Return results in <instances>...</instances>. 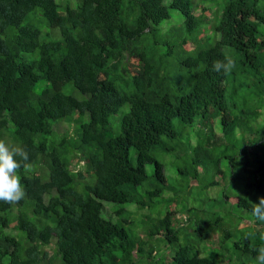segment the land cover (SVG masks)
<instances>
[{
    "label": "trees",
    "instance_id": "trees-1",
    "mask_svg": "<svg viewBox=\"0 0 264 264\" xmlns=\"http://www.w3.org/2000/svg\"><path fill=\"white\" fill-rule=\"evenodd\" d=\"M0 140L31 164L0 264H256L264 0H0Z\"/></svg>",
    "mask_w": 264,
    "mask_h": 264
},
{
    "label": "clouds",
    "instance_id": "clouds-1",
    "mask_svg": "<svg viewBox=\"0 0 264 264\" xmlns=\"http://www.w3.org/2000/svg\"><path fill=\"white\" fill-rule=\"evenodd\" d=\"M234 61L226 58L213 62V71L229 72L234 67ZM19 157V160L16 159ZM29 152L21 146L9 147L3 140H0V201L6 204H17L21 201L26 192L21 184V178L17 170L21 167L31 168ZM258 202H251V215L260 221H264V197H257ZM264 238V237H262ZM258 255L254 258L256 264H264V248L257 250Z\"/></svg>",
    "mask_w": 264,
    "mask_h": 264
},
{
    "label": "rangeland",
    "instance_id": "rangeland-1",
    "mask_svg": "<svg viewBox=\"0 0 264 264\" xmlns=\"http://www.w3.org/2000/svg\"><path fill=\"white\" fill-rule=\"evenodd\" d=\"M171 14H174V13H172V11H171ZM56 32L59 34L58 30H56ZM66 90H67V92L72 93L75 97L81 98V95L79 94V92L77 90H75L73 87L70 86ZM64 123L65 124H62L61 128H67L68 124L73 125L72 123H69L67 121H65ZM174 126L178 130L182 129V126H180V124L178 123L177 120L174 121ZM73 129L74 128H71V131H73ZM183 138H184V135L180 136V139H183ZM219 139L220 138H218L217 143H220ZM165 142H166V144L171 145L172 147H174V146L179 144V143H176V142H178V139H174L172 141L166 139ZM178 149L179 150H183L181 146H179ZM177 152H179V151L177 149H175V153H177ZM154 153L157 156L158 160L163 163V174L165 175V178L167 180H169V181L172 180L174 182H178L179 177H178L177 167L183 165L182 160L181 159H176L175 158V154H172V153H165V152L159 151V150L154 151ZM130 158H131L132 163L135 164L136 155L134 153V150H131ZM145 170H146L148 175H152L154 167H153L152 164H147L145 166ZM218 191H219L218 187H216V186L214 188H210L209 190L205 191L203 193V195H201V198H205L207 195L210 196V197H214L217 194ZM104 206L105 207L106 206L115 207L114 204H111V203H108V202H104ZM171 209H172V211L175 209V203L172 205ZM144 212L147 213V211H144ZM102 214H103V216L105 218H107V216L104 213H102Z\"/></svg>",
    "mask_w": 264,
    "mask_h": 264
}]
</instances>
